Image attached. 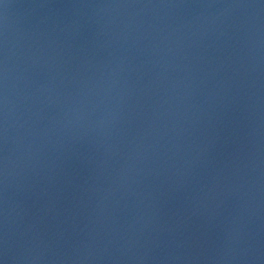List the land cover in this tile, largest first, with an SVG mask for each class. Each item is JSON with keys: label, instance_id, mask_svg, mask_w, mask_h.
<instances>
[{"label": "water", "instance_id": "obj_1", "mask_svg": "<svg viewBox=\"0 0 264 264\" xmlns=\"http://www.w3.org/2000/svg\"><path fill=\"white\" fill-rule=\"evenodd\" d=\"M0 205L264 264V0H0Z\"/></svg>", "mask_w": 264, "mask_h": 264}]
</instances>
